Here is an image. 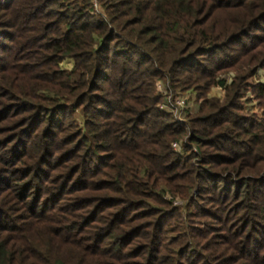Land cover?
<instances>
[{
	"label": "trees",
	"instance_id": "trees-1",
	"mask_svg": "<svg viewBox=\"0 0 264 264\" xmlns=\"http://www.w3.org/2000/svg\"><path fill=\"white\" fill-rule=\"evenodd\" d=\"M99 2L0 0V264H264V0Z\"/></svg>",
	"mask_w": 264,
	"mask_h": 264
},
{
	"label": "rangeland",
	"instance_id": "rangeland-1",
	"mask_svg": "<svg viewBox=\"0 0 264 264\" xmlns=\"http://www.w3.org/2000/svg\"><path fill=\"white\" fill-rule=\"evenodd\" d=\"M95 2V6L96 8L101 11L102 10V6L99 2V0H94ZM264 24V23H263ZM260 32V31H258ZM71 64L69 63V66ZM256 81H260V80H264V69H260L258 74L255 77ZM161 84H165L164 81ZM179 91V90H178ZM177 93H182V95H185L187 98V108H186V113L184 114V119L187 118V114H195L199 108H200V103L198 101V97H197V93L195 91H193L192 89H188L182 92H177ZM212 94H222L223 93V89L220 87H213L211 90ZM250 97V99H249ZM248 98V99H247ZM245 101L246 107L248 109V111L251 114L256 115L258 118L262 119L264 118V102L260 103L259 99H257V97L252 93V91L250 90V93L247 94V96L243 99ZM80 117L82 118V115L80 114ZM83 119V118H82ZM189 129L186 132L185 136H183L181 142L183 143L182 145L185 144L186 138H187V133H189ZM195 148V147H194ZM198 193V190H197ZM187 202V200H185L182 197H177L175 199V204L178 205H183ZM194 224L198 225V226H203L205 221V218L202 216H198L197 218L194 219Z\"/></svg>",
	"mask_w": 264,
	"mask_h": 264
},
{
	"label": "built area",
	"instance_id": "built-area-1",
	"mask_svg": "<svg viewBox=\"0 0 264 264\" xmlns=\"http://www.w3.org/2000/svg\"><path fill=\"white\" fill-rule=\"evenodd\" d=\"M162 83V82H161ZM160 83V89L166 92V97L162 103V108L171 111L178 120H184V114L186 113L187 98L182 93H175L170 90L169 86ZM181 141L174 142V147L181 151L184 149V145ZM195 150L198 151L195 146Z\"/></svg>",
	"mask_w": 264,
	"mask_h": 264
}]
</instances>
